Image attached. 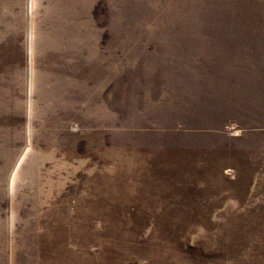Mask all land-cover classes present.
Listing matches in <instances>:
<instances>
[{
	"label": "rangeland",
	"instance_id": "rangeland-1",
	"mask_svg": "<svg viewBox=\"0 0 264 264\" xmlns=\"http://www.w3.org/2000/svg\"><path fill=\"white\" fill-rule=\"evenodd\" d=\"M0 264H264V0H0Z\"/></svg>",
	"mask_w": 264,
	"mask_h": 264
},
{
	"label": "bare ground",
	"instance_id": "bare-ground-1",
	"mask_svg": "<svg viewBox=\"0 0 264 264\" xmlns=\"http://www.w3.org/2000/svg\"><path fill=\"white\" fill-rule=\"evenodd\" d=\"M31 109V108H30ZM29 125V124H28ZM41 139V138H40ZM63 144V143H62ZM58 145V144H57ZM58 147V146H57ZM62 147V146H61ZM8 149V148H7ZM47 156H48V154H47ZM40 157V156H39ZM40 160H42V159H40ZM43 162V161H42ZM37 165V164H36ZM38 166V165H37ZM33 199V198H32ZM16 204V203H15ZM42 204V203H41ZM21 221V220H20ZM27 223V222H26ZM35 224V223H34ZM63 226V225H62ZM46 229V228H45ZM72 230V229H71ZM15 235V234H14ZM78 235V234H77ZM49 239V238H48ZM36 241H38V240H36ZM45 241V240H44ZM37 243V242H36ZM44 243V242H43ZM51 243V242H50ZM22 248V247H21ZM65 249V248H64ZM12 252V251H11ZM18 254V253H17ZM40 256V255H39ZM12 260V259H11Z\"/></svg>",
	"mask_w": 264,
	"mask_h": 264
}]
</instances>
